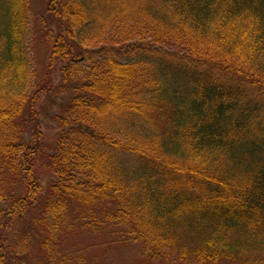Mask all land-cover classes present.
Returning a JSON list of instances; mask_svg holds the SVG:
<instances>
[{
	"label": "trees",
	"instance_id": "obj_1",
	"mask_svg": "<svg viewBox=\"0 0 264 264\" xmlns=\"http://www.w3.org/2000/svg\"><path fill=\"white\" fill-rule=\"evenodd\" d=\"M44 3L49 70L72 87L46 195L33 3L0 0V264L17 222L60 239L84 211L147 230L154 259L264 264V0Z\"/></svg>",
	"mask_w": 264,
	"mask_h": 264
},
{
	"label": "rangeland",
	"instance_id": "obj_2",
	"mask_svg": "<svg viewBox=\"0 0 264 264\" xmlns=\"http://www.w3.org/2000/svg\"><path fill=\"white\" fill-rule=\"evenodd\" d=\"M32 3L29 42L32 67L37 74L35 82L29 89L32 94L37 95V101L33 109L36 119L34 124L32 123L34 128L31 131H39L42 140L43 152L37 176L43 187V194L46 195L54 177L49 169L44 168L46 163L44 160L51 154L56 144L59 126L55 118L63 112L70 101L72 87L62 83L59 68L49 70L51 47L47 46L45 36L56 34V25L53 21L46 20L48 16L45 12L44 0H32ZM41 86H45V89ZM152 133L156 134V130H152ZM125 163L130 171L136 166L130 160H126ZM101 206H98L99 211L103 210ZM109 207H113V204L107 206ZM83 216L75 217L72 214L70 220L76 225L72 230H66L59 235L60 239L49 235L45 228L35 225L34 218L17 222L16 229L7 231L1 240L9 254L10 259L7 260V264L178 263V256L174 253L166 260L154 259L152 256L154 249L148 246L144 237L148 232L141 230L139 226H109L108 223L103 222L102 212L97 217L91 212L84 211ZM151 236H154V233H151ZM45 240L49 241L46 250L40 246V242ZM164 251L167 253L170 249L165 248Z\"/></svg>",
	"mask_w": 264,
	"mask_h": 264
}]
</instances>
